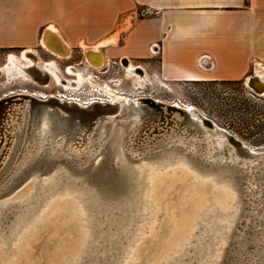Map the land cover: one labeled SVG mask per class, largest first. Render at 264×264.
Listing matches in <instances>:
<instances>
[{
	"label": "rangeland",
	"instance_id": "rangeland-1",
	"mask_svg": "<svg viewBox=\"0 0 264 264\" xmlns=\"http://www.w3.org/2000/svg\"><path fill=\"white\" fill-rule=\"evenodd\" d=\"M23 50L0 51V98L22 89L43 95L64 93L82 101L95 96L88 84V88L78 84L65 89L50 74L45 82H37L31 76L9 74L1 68L10 53L21 57ZM39 53L41 61L50 59L45 52ZM118 59L129 60L106 58L110 60L109 70L94 73L106 79L119 78L123 86L134 88L138 83L143 93L150 94L148 97L192 104L248 145L264 147V95H251L246 78L179 81L165 87L154 75L149 84L141 81L136 69L128 68L135 77L126 75L125 69L114 62ZM67 64L80 70L84 65L82 52L76 50L70 59L57 60L64 77H70L64 71ZM253 72L252 64L250 74ZM146 113L151 115L153 111L148 108ZM21 144L22 136L18 134L0 168V179L9 172ZM104 156V152L99 153L92 161L98 169L104 164ZM160 159L163 157L146 156L130 164L135 170V184L125 199L129 209L123 212L113 206L116 192L98 183L86 184L89 173L75 172L65 160L53 171L68 168L65 177L75 186H65L61 181L62 187L46 184L53 172L46 176L30 171L16 175L7 189L2 191L7 185L0 188V264H240L251 258L256 259L253 264H264V177L254 182L259 186L251 193L252 200H242L240 192L214 178L215 173L198 172L182 159L158 165ZM260 195L258 202L262 201L256 204L254 199ZM95 201H101V207L110 206V212L102 211L100 206L96 209ZM248 202L257 206L253 208ZM248 212L254 213L252 232H245L252 217ZM236 253L238 260L233 256Z\"/></svg>",
	"mask_w": 264,
	"mask_h": 264
},
{
	"label": "crops",
	"instance_id": "crops-1",
	"mask_svg": "<svg viewBox=\"0 0 264 264\" xmlns=\"http://www.w3.org/2000/svg\"><path fill=\"white\" fill-rule=\"evenodd\" d=\"M84 45L139 62L161 83L243 81L252 64L264 67V0H0V51L30 50L54 69L76 50L84 58Z\"/></svg>",
	"mask_w": 264,
	"mask_h": 264
},
{
	"label": "bare ground",
	"instance_id": "bare-ground-1",
	"mask_svg": "<svg viewBox=\"0 0 264 264\" xmlns=\"http://www.w3.org/2000/svg\"><path fill=\"white\" fill-rule=\"evenodd\" d=\"M43 42L50 49L55 50L56 52L58 51L59 55L63 52H69L68 47L64 43L59 42L60 44H55L51 40H43ZM51 46H54L56 49ZM29 52L30 50L23 51L21 53V57L15 53H10L7 58V62L1 68L5 69L9 74L13 73L23 77L27 75L31 76L34 80H37V82H45V77H47L48 73H50L55 80L56 78L60 80V84H62L65 89L67 87H74V83H72L73 81L66 79L60 73L58 65H55L54 69H52L49 61L37 64V60L28 56ZM84 53L86 56L83 60L85 59L84 61L94 68L100 69L106 63L105 56L98 49L97 45L85 47ZM30 54L32 55V53ZM23 60L26 61L24 62ZM122 63L125 68L136 69V71L138 68L142 67L139 65H135V67L131 64L130 60L129 62L122 60ZM68 70L77 76L75 78L77 85L84 81H88L93 85L101 86V84L93 79L91 74H88L87 76L85 74L83 75V73L76 69L75 66H70ZM140 76L141 81L147 80V77H143L142 74H140ZM245 83L257 93L264 95V67L260 66L259 69L257 68L256 72L248 75L245 79ZM105 89L112 92L111 88L105 87ZM20 93L32 94L39 97L42 96L45 98L55 96L53 94L43 95V93H37L28 89H22L12 94L15 95ZM57 97L62 100L75 101L89 107H92L97 102L110 103L116 106V113H128L129 116L134 119L132 122L133 138L131 144L136 153L139 152L143 146L147 147L157 141H169L183 144L189 149L196 150L206 157L218 158L221 160L228 159L233 161L241 159V164L248 167L249 170L264 165V161L263 163L258 161L262 157V154L251 157H243L236 152L234 146L225 152L224 145L227 143V139L223 134L216 132L214 129L211 131L204 124L201 118H199V124H201V126H194L192 123L184 121L180 115L178 116L175 112L169 111L166 107V105L183 107L189 111L194 119L198 120V115L195 111H201L192 104H181L178 101L169 103L159 98H154L153 96L148 97V95L142 94H115L112 101L91 99L87 102L78 101L76 98H69L61 93H58ZM148 99L154 100L158 104L153 106L149 104ZM29 107L28 101L13 102L7 107L4 114L0 116V168L9 157L10 151L17 140L18 133H21L22 136L21 148L14 163L12 164V167L9 168V172L0 179L1 189L8 185L12 177L17 174L31 158L40 153L45 147L50 148L52 152L55 153L71 154L77 158H88L89 156H92L93 153L98 151L100 141L104 136L103 127L97 129L96 132L92 129L87 132L84 131L78 136H64L61 133H58L57 129H55V122L53 121L55 118L50 117L48 114H44L42 119L39 122H36L31 117V112H29V115L27 114V111L30 110L28 109ZM148 108H151L153 114L145 115L147 114L146 112ZM202 114L206 116L204 113ZM208 119L211 123L214 122L211 118ZM252 150H254V152H258V154L264 153L263 146L259 148L252 147ZM252 185L256 186L255 183H252ZM255 245L256 244L252 243V246ZM239 257L240 256H237V260ZM254 261H256L254 258L247 261L241 260L240 264H253Z\"/></svg>",
	"mask_w": 264,
	"mask_h": 264
},
{
	"label": "water",
	"instance_id": "water-1",
	"mask_svg": "<svg viewBox=\"0 0 264 264\" xmlns=\"http://www.w3.org/2000/svg\"><path fill=\"white\" fill-rule=\"evenodd\" d=\"M148 100L149 104L153 106L158 104L154 100ZM24 101H28L30 106L28 108L30 110L27 111L28 115L29 112H31V117L36 122H39L44 114H48L50 117L55 118V120H53L55 122V129H57L58 133H61L64 136H78L80 133L92 129L96 132L100 127H103L104 136L100 141L98 151L88 158H77L71 154L55 153L52 152L50 148L45 147L40 153L31 158L26 165L12 177L11 181L15 179L16 175L23 176L29 171V174L34 172L33 174L40 176H46V174L53 172L51 177H49L50 180H47L48 182H46V184L57 186L60 185L59 183L61 181L65 186L70 185L72 184V179L70 180L65 177V172L69 170L68 168H63L62 166L59 167L60 170L53 171L56 166H59L61 160H65L64 163H67L69 168H72L75 172L80 174L89 173V180L86 181V184L98 183L103 187L112 189L116 192L112 199L114 203L113 206L123 212L125 209H129L128 206L130 204L125 201V199L128 197V194L132 192V189L134 188L133 184H135L132 176V173L135 172V170L130 164H133L134 161L145 158L146 156L158 158L163 157V159H160L158 165L164 162H175L178 159L187 160L197 168L198 172L215 173L216 175H214L216 177L214 178L229 183L236 192H240V199L242 200H252L251 193H255L258 190L259 182H257L256 186H253L252 183L264 177V165L249 170L248 167L241 164V159L233 161L206 157L196 150L189 149L187 146L175 142L157 141L147 147L143 146L141 150L136 153L131 144L133 138L132 122L134 119L126 112L116 113V106L110 103L97 102L92 107H89L75 101L62 100L57 96L45 98L25 93L15 95L10 94L0 98V116L4 114L7 107L13 102ZM166 107L169 111L175 112L176 115H180L184 121H188L194 126H201V124H199V118H201L211 131L214 129L216 132L223 134L227 139V143L224 145L225 152L234 146L236 152L243 157L262 154V157L258 161L263 163L264 153L258 154V152H254L251 145L244 143L227 129L221 128L216 122L211 123L201 112L197 110L195 111L198 115L197 120L194 119L189 111L183 107L174 105H166ZM118 127H120V129H117ZM19 135H21V133ZM102 152L105 154V161L103 166L98 169L96 164L92 163V161ZM173 154H176L177 156L173 158L169 156ZM100 174H103V178L99 177ZM58 176L61 177V179L58 180ZM41 183L44 184L43 181ZM73 183L77 184L79 181ZM9 185L10 183L3 188L2 191L7 189ZM72 186L75 185L72 184ZM261 195L255 197L254 200L256 204L262 201L260 200L258 202V198H260ZM100 202L101 201H95L94 206H100L102 211L107 209V212L109 213L110 206L101 207ZM248 204L249 206H253V208L257 206L253 205L251 202H248ZM98 207L96 209H98ZM249 214L252 215V217L246 226L247 228L245 232L253 231L251 221L254 217V213ZM238 255V253L233 254L236 258ZM261 264H263V261Z\"/></svg>",
	"mask_w": 264,
	"mask_h": 264
},
{
	"label": "built area",
	"instance_id": "built-area-1",
	"mask_svg": "<svg viewBox=\"0 0 264 264\" xmlns=\"http://www.w3.org/2000/svg\"><path fill=\"white\" fill-rule=\"evenodd\" d=\"M151 51L155 54L159 53L160 51V46L159 44L157 43H154L151 45ZM58 56V55H57ZM85 60V59H84ZM84 62V65L81 66L79 69L80 71L85 74L86 76L88 74H91L93 76V79L95 81H97L99 84H101V86H97V85H93L91 84L90 82L88 81H84L82 83L79 84V87H84L86 84L91 85V92H93V94L95 96L93 97H89L87 100H81L80 98L78 97H75V96H67L69 98H76L78 101H82V102H87L91 99H96V100H105V101H112L113 98H114V95L115 94H121V95H134V94H142V95H150L149 93H143V88L142 85H139L137 83L136 86H134V88H132V86H123L121 85L120 83V79L119 78H111V79H106V78H103L101 75L97 74V73H94L93 70L97 71L98 73H105L109 70V67H110V60H107L106 63L104 64V66L102 68H94L92 67L91 65H89L87 62ZM125 62H129V60H124ZM114 62H117L118 65H120L121 67H123L125 69V73L126 75H130L131 77H135V75L131 74L127 68L124 67L123 63H122V59H118L117 61H114ZM78 64V63H76ZM70 66H73L72 64H67L65 67H64V71L67 75H69L70 77H66V79H70L71 81H73L72 83H74V86L77 85V82L75 81V78L77 77L75 74L71 73L68 68ZM138 72L140 74L143 75V77H147V83L149 84L150 82V78H151V74L147 73L146 70L143 68V67H140L137 69ZM50 74V73H48ZM61 74L64 76V74L61 72ZM65 79V80H66ZM146 83V82H145ZM144 83V84H145ZM164 84L165 87H167V84L166 83H162ZM246 84V83H245ZM88 86H85V88H88ZM249 92L251 95L253 96H260L259 93L255 92L252 88H250L247 84H246ZM105 87L107 88H111L112 89V92H109L108 90L105 89ZM64 94V93H62ZM65 95V94H64Z\"/></svg>",
	"mask_w": 264,
	"mask_h": 264
}]
</instances>
